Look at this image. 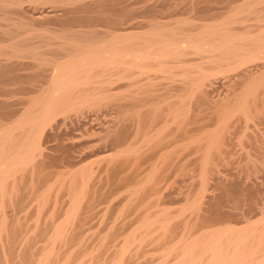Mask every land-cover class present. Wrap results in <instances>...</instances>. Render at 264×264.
Here are the masks:
<instances>
[{
    "label": "bare ground",
    "instance_id": "6f19581e",
    "mask_svg": "<svg viewBox=\"0 0 264 264\" xmlns=\"http://www.w3.org/2000/svg\"><path fill=\"white\" fill-rule=\"evenodd\" d=\"M0 264H264V0H0Z\"/></svg>",
    "mask_w": 264,
    "mask_h": 264
},
{
    "label": "rangeland",
    "instance_id": "374dc122",
    "mask_svg": "<svg viewBox=\"0 0 264 264\" xmlns=\"http://www.w3.org/2000/svg\"><path fill=\"white\" fill-rule=\"evenodd\" d=\"M238 153L235 152L234 156H235V162L237 163L238 160H240V157L237 155ZM237 156V157H236Z\"/></svg>",
    "mask_w": 264,
    "mask_h": 264
}]
</instances>
